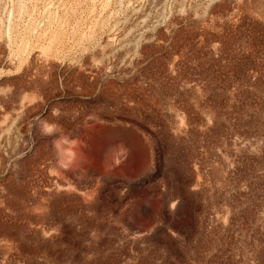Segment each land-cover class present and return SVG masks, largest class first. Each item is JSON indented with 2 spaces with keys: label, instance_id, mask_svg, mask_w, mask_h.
I'll use <instances>...</instances> for the list:
<instances>
[{
  "label": "rangeland",
  "instance_id": "374dc122",
  "mask_svg": "<svg viewBox=\"0 0 264 264\" xmlns=\"http://www.w3.org/2000/svg\"><path fill=\"white\" fill-rule=\"evenodd\" d=\"M0 264H264V0H0Z\"/></svg>",
  "mask_w": 264,
  "mask_h": 264
}]
</instances>
